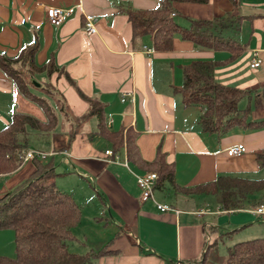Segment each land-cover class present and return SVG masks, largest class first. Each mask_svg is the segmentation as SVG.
Returning a JSON list of instances; mask_svg holds the SVG:
<instances>
[{"label":"crops","instance_id":"1","mask_svg":"<svg viewBox=\"0 0 264 264\" xmlns=\"http://www.w3.org/2000/svg\"><path fill=\"white\" fill-rule=\"evenodd\" d=\"M161 0H0V55L16 58L36 46L37 66L54 62L58 71L35 73L31 91L47 99L57 116L52 130L28 128V149L50 155L57 189L70 194L81 209L73 229L71 251H104L92 264H197L206 241L215 236L203 264H223L233 244L264 237V188L226 207L220 194L186 189L211 183L220 176L264 180V125L235 126L224 133L201 129L200 105L184 106L176 91L183 68L196 60L217 61L216 82L245 91L238 102L246 121L264 119V0L172 1V19L188 28L190 19L213 20L214 34L234 40L241 52L201 46L176 32L169 50H156L153 38H134L126 9L152 10ZM74 7L59 25L49 22L45 6ZM94 16L96 32L85 31V15ZM150 49L151 52H146ZM257 53L261 64L251 68ZM50 82L63 96L71 113L82 116L97 102L91 115L70 138V122L46 97L39 84ZM39 93V94H38ZM14 113L41 122L40 106L22 95L0 67V129ZM105 133L122 136L115 149ZM141 162L162 153L173 170L174 182L157 183L153 195L140 199L136 175L155 172L128 158L132 137ZM244 144L246 151L229 156L226 149ZM112 150L114 160L106 155ZM126 163V164H125ZM35 170L32 161L0 175V196ZM157 204L170 207L161 211ZM211 238V239H212ZM224 239L231 245L219 246Z\"/></svg>","mask_w":264,"mask_h":264},{"label":"trees","instance_id":"2","mask_svg":"<svg viewBox=\"0 0 264 264\" xmlns=\"http://www.w3.org/2000/svg\"><path fill=\"white\" fill-rule=\"evenodd\" d=\"M172 1L161 0L160 6L152 10L126 9L131 23L133 37L150 35L156 50L165 51L172 47L176 32L195 43L214 49L231 50L229 59L241 52V47L232 39L214 34V21L190 19L188 28H180L172 19ZM199 1L205 0H177ZM36 46L23 48L16 58L0 55V67L14 81L18 91L41 107L46 122L25 113H14L9 125L0 129V175L9 174L22 164V156L29 147L28 128L52 130L57 124V116L46 98L34 94L31 89L37 85L33 80L36 72L46 70L47 74L59 69L49 62L41 67L34 62ZM217 61L196 60L183 68V83L176 91L181 95L184 106L200 105L203 113L199 118L202 130L224 133L235 126L259 127L260 121H246L244 110L238 106L245 91L222 85L215 81L213 71ZM39 90L54 101L59 112L70 122V138L91 115L100 114L97 102L89 101L86 114L75 116L71 113L63 96L50 82L39 84ZM117 149L122 144V136L105 133ZM129 160L146 165L154 170L157 183L174 182L171 165L158 152L150 163L141 162L133 136L127 138ZM35 170L28 178L0 196V229L10 228L15 235V255H0V264H92L94 258L104 251L76 253L69 243L75 240L73 229L80 223L81 209L73 197L57 189L54 179L57 175L52 158L32 160ZM264 188L263 181H252L230 176H220L217 180L186 189L194 193L220 194L226 207L235 206L232 198H243L248 193ZM215 242V241H214ZM214 242L206 241L202 257L197 264H203L207 252ZM223 264H264V237L240 241L228 248Z\"/></svg>","mask_w":264,"mask_h":264},{"label":"built area","instance_id":"3","mask_svg":"<svg viewBox=\"0 0 264 264\" xmlns=\"http://www.w3.org/2000/svg\"><path fill=\"white\" fill-rule=\"evenodd\" d=\"M45 12L50 23L54 25H59L74 12V7L63 8L59 6L49 5V6H45ZM172 15L174 14L172 13ZM85 31L88 34H92L96 32V28L94 25V16L91 14L85 15ZM146 52L150 53L151 50L146 49ZM260 64H261L260 58L258 57L257 53H254L251 58L250 67L257 68L260 66ZM245 151H246V147L244 144L233 145L226 149V153L229 156H238L243 154ZM105 154L111 156L114 160H118V156L113 154L112 150H106ZM49 155H50L49 153H46L39 149H27L22 156V163L32 161L34 158L45 160ZM157 179H158V175L156 172H145L136 175V182L140 189L141 200H146L152 197L153 189L156 185ZM157 208L160 209L161 211L170 210V207L164 204H157ZM255 210L258 213L264 214V206L257 207Z\"/></svg>","mask_w":264,"mask_h":264},{"label":"rangeland","instance_id":"4","mask_svg":"<svg viewBox=\"0 0 264 264\" xmlns=\"http://www.w3.org/2000/svg\"><path fill=\"white\" fill-rule=\"evenodd\" d=\"M39 94V93H38ZM210 241H213L215 236L213 238L209 237ZM212 238V239H211ZM224 243L220 242L219 246L224 248L223 250H227V247L231 244L228 243L226 239H224ZM228 251H226L227 253ZM0 255L9 256L12 257L15 255V235L12 229L5 228L0 229Z\"/></svg>","mask_w":264,"mask_h":264}]
</instances>
